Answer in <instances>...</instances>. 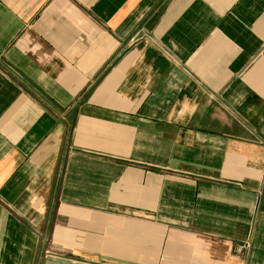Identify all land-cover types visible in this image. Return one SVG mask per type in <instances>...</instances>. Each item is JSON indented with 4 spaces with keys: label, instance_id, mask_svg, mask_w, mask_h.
Here are the masks:
<instances>
[{
    "label": "crops",
    "instance_id": "crops-1",
    "mask_svg": "<svg viewBox=\"0 0 264 264\" xmlns=\"http://www.w3.org/2000/svg\"><path fill=\"white\" fill-rule=\"evenodd\" d=\"M0 264H264V0H0Z\"/></svg>",
    "mask_w": 264,
    "mask_h": 264
}]
</instances>
